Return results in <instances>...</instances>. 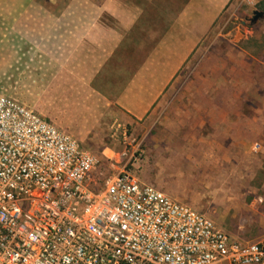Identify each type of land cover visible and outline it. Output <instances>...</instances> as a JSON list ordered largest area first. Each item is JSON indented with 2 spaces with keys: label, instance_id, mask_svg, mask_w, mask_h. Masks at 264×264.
Returning a JSON list of instances; mask_svg holds the SVG:
<instances>
[{
  "label": "rangeland",
  "instance_id": "374dc122",
  "mask_svg": "<svg viewBox=\"0 0 264 264\" xmlns=\"http://www.w3.org/2000/svg\"><path fill=\"white\" fill-rule=\"evenodd\" d=\"M255 11L264 0H0V95L78 139L98 161V188L130 172L257 242L264 18L251 23ZM209 114L217 124L245 117L247 149L232 156L193 139L190 120Z\"/></svg>",
  "mask_w": 264,
  "mask_h": 264
},
{
  "label": "built area",
  "instance_id": "2783aa9c",
  "mask_svg": "<svg viewBox=\"0 0 264 264\" xmlns=\"http://www.w3.org/2000/svg\"><path fill=\"white\" fill-rule=\"evenodd\" d=\"M97 162L0 95V264H264V239L239 241L130 172L98 188Z\"/></svg>",
  "mask_w": 264,
  "mask_h": 264
},
{
  "label": "crops",
  "instance_id": "0c3cea01",
  "mask_svg": "<svg viewBox=\"0 0 264 264\" xmlns=\"http://www.w3.org/2000/svg\"><path fill=\"white\" fill-rule=\"evenodd\" d=\"M195 92V99L197 102H200V87H196ZM208 92H210V89H208ZM206 101L208 109L211 108L214 111L217 105L215 93H212L211 96L209 95ZM221 119L222 121L217 124L213 114L211 116L209 114L206 118L200 116L192 118L190 125H192V129L194 130L193 139L197 138V141L201 142V146L222 149L232 156L237 155L240 150H246L249 140L241 122L242 120H246V118L241 116L235 118L224 116Z\"/></svg>",
  "mask_w": 264,
  "mask_h": 264
},
{
  "label": "water",
  "instance_id": "95a60500",
  "mask_svg": "<svg viewBox=\"0 0 264 264\" xmlns=\"http://www.w3.org/2000/svg\"><path fill=\"white\" fill-rule=\"evenodd\" d=\"M264 18V12L255 11L254 17L250 20L251 23H256L258 20ZM245 23V22H244Z\"/></svg>",
  "mask_w": 264,
  "mask_h": 264
}]
</instances>
